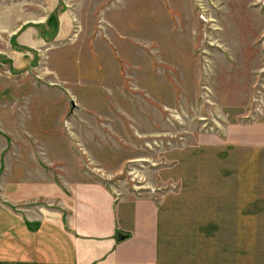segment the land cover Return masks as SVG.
<instances>
[{"label": "rangeland", "instance_id": "rangeland-1", "mask_svg": "<svg viewBox=\"0 0 264 264\" xmlns=\"http://www.w3.org/2000/svg\"><path fill=\"white\" fill-rule=\"evenodd\" d=\"M14 152L214 204L217 173L264 157V0H0V176Z\"/></svg>", "mask_w": 264, "mask_h": 264}, {"label": "crops", "instance_id": "crops-1", "mask_svg": "<svg viewBox=\"0 0 264 264\" xmlns=\"http://www.w3.org/2000/svg\"><path fill=\"white\" fill-rule=\"evenodd\" d=\"M20 131L35 145L32 126ZM15 154L0 176V264H264V157L246 175L217 173L208 204L175 189L162 199L155 190L117 197L101 183L65 185L57 172H32L39 155Z\"/></svg>", "mask_w": 264, "mask_h": 264}, {"label": "water", "instance_id": "water-1", "mask_svg": "<svg viewBox=\"0 0 264 264\" xmlns=\"http://www.w3.org/2000/svg\"><path fill=\"white\" fill-rule=\"evenodd\" d=\"M117 236H118V239L123 238V236L121 234H118Z\"/></svg>", "mask_w": 264, "mask_h": 264}]
</instances>
